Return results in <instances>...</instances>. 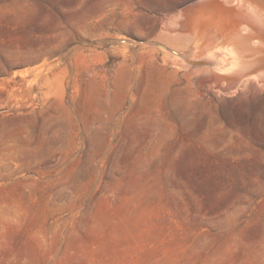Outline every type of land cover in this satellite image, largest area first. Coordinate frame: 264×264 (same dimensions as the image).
Returning <instances> with one entry per match:
<instances>
[{"label": "rangeland", "instance_id": "obj_1", "mask_svg": "<svg viewBox=\"0 0 264 264\" xmlns=\"http://www.w3.org/2000/svg\"><path fill=\"white\" fill-rule=\"evenodd\" d=\"M181 0H0V264H264V107L150 44Z\"/></svg>", "mask_w": 264, "mask_h": 264}, {"label": "bare ground", "instance_id": "obj_2", "mask_svg": "<svg viewBox=\"0 0 264 264\" xmlns=\"http://www.w3.org/2000/svg\"><path fill=\"white\" fill-rule=\"evenodd\" d=\"M164 59L194 69L216 96L264 107V0H181L162 12Z\"/></svg>", "mask_w": 264, "mask_h": 264}]
</instances>
